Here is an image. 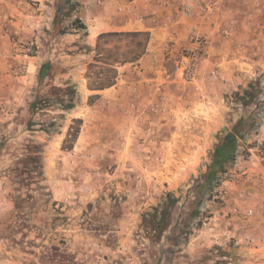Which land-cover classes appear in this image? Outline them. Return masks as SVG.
<instances>
[{
	"label": "rangeland",
	"instance_id": "374dc122",
	"mask_svg": "<svg viewBox=\"0 0 264 264\" xmlns=\"http://www.w3.org/2000/svg\"><path fill=\"white\" fill-rule=\"evenodd\" d=\"M71 1L116 17L133 0ZM206 1L179 43L120 66L97 92L86 74L98 36L68 28L67 9L55 21L62 0L37 3L31 31L0 10V264H264V171L252 170L264 169V0ZM252 82L262 92L246 107L234 93ZM53 86H71L76 106L65 111ZM241 117L256 124L240 156L191 205L210 152ZM74 119L80 134L64 150ZM168 193L178 203L154 238L144 217Z\"/></svg>",
	"mask_w": 264,
	"mask_h": 264
},
{
	"label": "trees",
	"instance_id": "16d2710c",
	"mask_svg": "<svg viewBox=\"0 0 264 264\" xmlns=\"http://www.w3.org/2000/svg\"><path fill=\"white\" fill-rule=\"evenodd\" d=\"M65 6L67 8H64ZM79 7V4L71 0H62L60 7L57 9L55 21L56 19L58 20V14H61L60 12L63 9H67V12H63V17L67 18L72 17L73 12H78ZM56 27L57 25L55 24V29ZM68 28H71L73 31H83L85 35H88V27L79 17L73 18ZM66 29L64 28L60 31L62 35L66 34ZM112 40H116L119 43L127 42V44L124 48L116 45L110 47ZM149 42V32L130 31L100 34L97 38L95 48H89L90 52L95 53V56L87 67L86 79L88 89L92 92H97L115 86L119 77L118 68L128 63L133 64L138 62L146 54ZM46 67L47 65H43L38 74L40 81L46 77ZM259 87L260 84L258 82H252L243 92L237 91L234 93L235 101L248 107L251 101L257 98L262 92L261 87ZM51 89L54 94L62 92V95L69 98V100L62 99L61 101L65 111L71 110L76 106V93L71 86H66L65 89L62 87H58L57 89L56 86H53ZM96 97L98 95H93L90 98L92 100ZM51 99L49 94L45 97H39L31 104L30 108L34 110L38 108V105L44 107L50 103ZM73 124H77L78 127L75 129L73 125L70 126L64 141V150H71L79 137L82 120L74 119ZM255 124L256 122L251 117H241L230 131L219 138L213 151L210 152V162L207 165L206 171L200 174V178L195 181L192 187V193H194L195 197L191 205L196 204L197 200L202 197L204 189H211L214 184H217L222 174L226 173L230 165L236 162L240 156V141L245 136L243 132L246 129L247 134L250 133ZM177 203L178 198L173 193H168L160 209L156 208L153 213H147L145 215L144 222L148 223L152 228L154 238H160L169 226L171 222V211Z\"/></svg>",
	"mask_w": 264,
	"mask_h": 264
},
{
	"label": "crops",
	"instance_id": "0c3cea01",
	"mask_svg": "<svg viewBox=\"0 0 264 264\" xmlns=\"http://www.w3.org/2000/svg\"><path fill=\"white\" fill-rule=\"evenodd\" d=\"M215 1L220 5H224V0ZM37 3H40L41 7H48L47 0H0V10L4 12L5 18L8 14L15 18L12 23L14 22L17 26L20 25L19 27L22 26L26 31H31L32 27L39 25L44 13L34 14V6H37ZM203 4L207 5V1L133 0L130 3L126 2L120 5L122 10L121 16L114 17L110 9L104 6H96L94 9H90L91 12L87 9V6L85 8L81 6V10L74 12L75 14H72V16L74 18L79 17L86 24L88 27L87 37L91 40V43L96 42L97 36L106 32H149L150 42L147 52L150 53L152 51V53H155L150 54L151 56L149 57H152L162 54V49L169 39H174L179 43L184 35H186L185 31L187 28H191L192 25L198 27L193 23L194 19L191 17V12L199 13V8H196V5L203 6ZM41 7L36 8L37 12L42 9ZM22 11H25L27 15L22 16ZM55 12L57 14V9H55ZM28 14H30V17ZM142 62L143 60L141 59ZM30 63H32L31 60ZM259 132L261 135L259 134L258 137L264 140V122ZM256 165L257 167L252 170L264 171V169H260L258 164Z\"/></svg>",
	"mask_w": 264,
	"mask_h": 264
},
{
	"label": "built area",
	"instance_id": "2783aa9c",
	"mask_svg": "<svg viewBox=\"0 0 264 264\" xmlns=\"http://www.w3.org/2000/svg\"><path fill=\"white\" fill-rule=\"evenodd\" d=\"M26 50L29 51L30 50V47H27ZM186 67H188V66L186 65L185 68ZM262 160L264 161V157L262 158ZM253 213H254V210H249L248 211V215H253Z\"/></svg>",
	"mask_w": 264,
	"mask_h": 264
}]
</instances>
